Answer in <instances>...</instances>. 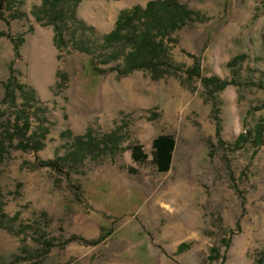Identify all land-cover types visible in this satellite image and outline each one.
<instances>
[{
  "label": "rangeland",
  "instance_id": "obj_1",
  "mask_svg": "<svg viewBox=\"0 0 264 264\" xmlns=\"http://www.w3.org/2000/svg\"><path fill=\"white\" fill-rule=\"evenodd\" d=\"M148 1L80 0L60 48L33 14L41 0L2 1L0 264H264V142L236 146L264 119V0H176L194 20L165 42L173 67L122 72L120 56L106 70L102 36ZM26 115L37 151L11 132ZM158 134L175 141L164 172Z\"/></svg>",
  "mask_w": 264,
  "mask_h": 264
},
{
  "label": "trees",
  "instance_id": "obj_2",
  "mask_svg": "<svg viewBox=\"0 0 264 264\" xmlns=\"http://www.w3.org/2000/svg\"><path fill=\"white\" fill-rule=\"evenodd\" d=\"M2 1L4 0H0V12L2 10ZM79 2L80 0H41L40 6L37 10L33 11V14L39 22L53 27V41L57 48L67 44L62 33L64 25L69 23L77 30L79 29V25L82 24L74 15L75 8ZM67 14L70 15L69 19L66 17ZM192 14V10L176 0H149L144 7L134 5L129 9L121 11L112 29L102 36V45L100 49L105 52L102 54H107L106 56L104 55L105 58L102 62L108 65L106 70L116 69L117 66L109 64L122 56V72L143 68L153 73L154 76H159L162 73L161 67L159 69L160 64H165L168 71L173 67V64L169 60L164 62L161 60L166 53L165 42L172 40L171 34L175 30L194 20ZM22 41L23 39L19 37L17 42L21 43ZM74 42V40H71L70 43V46L73 48L75 47ZM118 44L121 45L122 50L114 52V47ZM14 45L16 47L18 44ZM236 58L229 61L228 65L232 66L236 64ZM95 66H93L94 69L96 68ZM205 81L207 83L215 82V87L218 90H221L224 85L227 84V81L218 79L210 80L204 78L203 82ZM4 87L6 90L11 88L12 93L15 92L16 88L21 90V85H13V81L10 78L4 84ZM30 98L33 99L32 96H30ZM29 129L30 123L27 115L23 117L22 123H20V118L16 117L13 123H11V132L21 135L25 140H20L16 147L22 150L30 149L37 151L41 148L42 143L34 139V136L37 135L35 132H32L27 137L25 136ZM7 133L10 134L8 131ZM41 137H43V134ZM249 137H251L252 141L257 145L264 142V119L255 123L247 134H240L236 139V144H238L236 146H239L241 143L243 144ZM85 138H87V141H85L87 144L92 143V138L87 135ZM82 140L83 137H77L74 142L75 144H80ZM174 144V138L169 134H158L152 139V163L158 171L164 172L169 169ZM3 151V146H1L0 154ZM130 151L131 157L135 161L140 162L146 158V155L140 150L139 145L131 146ZM76 155H78L77 149L68 152L63 157L42 160L40 165L55 169L58 167V161H68L71 156ZM1 206L2 204L0 201V214H2Z\"/></svg>",
  "mask_w": 264,
  "mask_h": 264
},
{
  "label": "bare ground",
  "instance_id": "obj_3",
  "mask_svg": "<svg viewBox=\"0 0 264 264\" xmlns=\"http://www.w3.org/2000/svg\"><path fill=\"white\" fill-rule=\"evenodd\" d=\"M171 189H172V188H171ZM171 193H172V191H171ZM171 193H170V194H171Z\"/></svg>",
  "mask_w": 264,
  "mask_h": 264
}]
</instances>
